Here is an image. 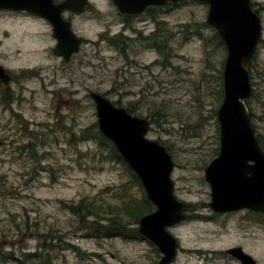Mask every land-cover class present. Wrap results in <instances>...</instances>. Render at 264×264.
Returning <instances> with one entry per match:
<instances>
[{
	"label": "rangeland",
	"instance_id": "374dc122",
	"mask_svg": "<svg viewBox=\"0 0 264 264\" xmlns=\"http://www.w3.org/2000/svg\"><path fill=\"white\" fill-rule=\"evenodd\" d=\"M90 3L79 18L65 16L85 40L68 62L53 54L56 42L47 23L10 16L0 21V62L17 73L10 85L14 100L4 112L0 108V264H158L161 254L145 238L101 232L119 201H139L141 192L109 148L79 140L97 124L91 93L148 120L146 138L165 147L174 163L176 196L207 212L205 168L220 147L219 72L227 55L206 24L208 7L185 0L151 7L124 23L111 0ZM130 26L154 37L162 52L152 40L144 51ZM120 34L134 41L125 56L110 41ZM252 65L253 94L245 107L264 145V49ZM80 200L102 211L99 222L72 214L68 206ZM217 225L191 219L168 228L181 247L203 253H180L174 264H211V249L238 244L264 264V229L243 230L234 220ZM216 257L212 264H236Z\"/></svg>",
	"mask_w": 264,
	"mask_h": 264
},
{
	"label": "water",
	"instance_id": "95a60500",
	"mask_svg": "<svg viewBox=\"0 0 264 264\" xmlns=\"http://www.w3.org/2000/svg\"><path fill=\"white\" fill-rule=\"evenodd\" d=\"M123 15H139L149 7H163L184 0H111ZM208 7L206 24L216 30L226 48L223 67V99L217 110L219 153L205 168V180L212 191L211 207L216 212L250 209L264 213V151L251 125L245 102L251 96L249 66L261 37V25L251 0H197ZM71 4L54 5L52 0H0V8L26 10L44 18L53 29L54 54L68 61L79 51L81 38L71 22L62 17ZM86 0H78L81 14ZM0 75L8 74L0 67ZM101 134L108 139L139 179L155 210L139 219L137 231L157 247L158 264H171L177 239L168 228L186 218L189 204L174 194L171 175L174 163L161 144L146 138L149 122L115 107L107 98L91 93ZM243 264H255L240 248L228 251Z\"/></svg>",
	"mask_w": 264,
	"mask_h": 264
},
{
	"label": "flooded vegetation",
	"instance_id": "af4514ba",
	"mask_svg": "<svg viewBox=\"0 0 264 264\" xmlns=\"http://www.w3.org/2000/svg\"><path fill=\"white\" fill-rule=\"evenodd\" d=\"M66 1H68V0H52L54 5H59V4H62L64 2H66ZM86 1H87V4L84 7L83 12L81 14H76L73 11H75V9H77L78 0H71V4L68 6V8L66 10H64V12L62 13V17L64 19H65V16H68L71 19L79 18L83 13H85L87 11V9H89L91 7L90 0H86ZM251 7H252L253 11L257 14V16L259 17L260 25H261V37H260V39L258 41L256 50H255V53H254L253 60H252V62L250 64V66H249L250 83H251V75H250V73H251L252 67H253L252 63L256 59V57L258 55V51L261 50V49H264V2H258V1H255V0H251ZM148 10H149V8H147L144 12H142L139 15H123V14H120L119 12L118 13L125 20L124 23H130V22H132L131 19H135L137 17L143 16L144 14H146V12ZM7 16H10V17H13V18H17V19H29V20H35L36 19V20H41V21L47 23L51 27L52 37L54 39L52 26L44 18H42V17H40L38 15L32 14V13L26 11V10H14V9L0 8V21L5 20ZM71 19L70 20L65 19V20H68V21L71 22L72 21ZM71 25H72V22H71ZM130 28L132 29L131 26H130ZM72 30H73V27H72ZM132 30L135 31L134 28ZM73 32H74V30H73ZM135 38L137 39V42H139L140 44H142V46H144V51H146L147 46L150 44L149 43L150 40L153 41L152 43L154 45V48H156L158 50V48L156 47V43L157 42L154 41L155 38L154 37L151 38L150 35L149 36L148 35L147 36L143 35V33H142V31L140 29L135 31ZM81 40L82 41H81L80 48H81V46L83 45V43L85 41L83 38H81ZM112 40L114 42H117V43H114V46L121 52V54L123 56L126 55V50H127V48H129V45L134 42L132 37H124L122 34L114 36L112 38ZM55 42H56V40H55ZM54 48H53V54H54ZM80 48H79V50H80ZM72 56H71V58H72ZM159 56H160V57H158L159 60H163L161 58L160 52H159ZM60 59H62V58H60ZM159 60L156 61V64L158 66L161 65V62ZM68 61H64V62H68ZM130 63L132 65L134 62H130ZM136 66H137V64L135 65V68H136ZM0 67H2L6 71L8 76H9V78H8L9 80H8V82H6V78H3L0 75V108L4 112L5 111V107L6 106L10 107V104L14 100L13 99L14 98L13 97V93H11L12 91H11L10 85L12 83H16V81H17V73L13 74L1 62H0ZM127 67L130 68V66H127ZM142 67L144 69H147L148 65L147 66H142ZM252 86L253 85L251 83V87ZM252 94H253V87H252V92H251L250 98L252 97ZM255 136H256V133H255ZM256 139H257L262 151H264V145H263L262 141L259 140L257 136H256ZM218 153H219V151L216 152L217 155H218ZM216 156L213 157V159L216 158ZM207 184L209 185V183H207ZM209 187H210V185H209ZM174 194H175V185H174ZM175 196H176V194H175ZM176 198L178 199L177 196H176ZM179 201H182V200H179ZM182 202H184V201H182ZM184 203H186V202H184ZM211 203H212V191H211V187H210V202L207 203V205L205 207H202L203 209H207V212L206 213H205V211L202 212V211L199 210L200 208H196L195 205L189 204L190 205L189 209L185 213L186 214V218L184 220H182L181 222H179L178 224H176L175 226H173V227H178L183 222L185 223V222L190 221L191 219H193L197 223H203V224H206V225H214V226H216L217 224H223V227H224V225L226 226L230 221L234 220L236 223H239V224L241 223V225L243 227L241 225H240V227L243 230H246L247 228L256 229L258 231H260L261 229H264V227H263L264 226V213L263 212L253 211V210H250V209H241V210L230 211V212H216L211 207ZM221 220H222V222H220ZM217 226H220V225H217ZM172 236H174V235H172ZM175 238L177 239L178 247H177V251H176V256H175V258H174V260H173V262L171 264H174V262L176 261L178 255L180 253H184L187 256H192L194 254H196L198 257L202 256V254H203V253H201L202 250H200L198 248H184V247H181V243H180L179 238L178 237H175ZM146 241H147V243L149 245H151L152 247L157 249V247L154 246V244L152 242H150L147 239H146ZM236 248H240L244 254H246L247 256L252 258V260L255 262V264H259V262L256 260L254 254L251 252V250L247 249L246 247H244L241 244L233 245V246L229 247L228 249H226L224 251H222V250L216 251L215 249L214 250L211 249V252H213V254L210 257H208L209 259L206 260V263H211L212 264L213 261L218 260L217 257H216V256H218V258L220 257L221 259L225 257L228 260H230V261H232V262H234L236 264H243L242 261L239 258H237L236 256H234V255H232V254H230L228 252V251H230L232 249H236ZM253 250H255V248H253ZM157 251H158V249H157ZM161 257H162V255L160 256V258Z\"/></svg>",
	"mask_w": 264,
	"mask_h": 264
},
{
	"label": "trees",
	"instance_id": "16d2710c",
	"mask_svg": "<svg viewBox=\"0 0 264 264\" xmlns=\"http://www.w3.org/2000/svg\"><path fill=\"white\" fill-rule=\"evenodd\" d=\"M193 1L198 2L197 0H193ZM214 34H215L214 39H216L218 43L222 47L225 48V45L223 41L219 38L216 30H214ZM110 41L113 44L117 43V42H114L112 39H110ZM156 47L158 48L160 52H162V49H160L157 43H156ZM162 48H163V45H162ZM163 50L165 51L166 56L170 55L169 53L170 49L168 47L163 48ZM219 75L222 76V71L219 72ZM222 98H223V90L220 91V97L218 99V103H221ZM79 140L94 141L102 149L109 148L112 159L115 161V163H117L118 165H121L129 173V176L131 178V183L136 185V187L141 192V197L139 201L133 198H127V199L120 200L118 206H116L118 207V210L116 211V213L114 211L110 212L113 215L111 218L106 219V221L109 223L106 226H103L100 228L101 232L105 236H108V237L118 236V237H123V238H134V239L143 240L144 238L141 235H139L135 227L132 228L131 231L127 230V225L136 226L141 217L151 213L154 210V206L148 200L139 179L131 171L127 163L122 159V157L116 151L112 143L101 134V132L98 129L97 124L93 125L92 127L86 130H83L79 136ZM68 208L72 212L73 215L79 218L81 222H84L86 219L90 217L94 218L93 222L95 221L99 222L97 220L100 214L102 213V211H99L96 207L93 206V204L88 203L86 200H80L77 205H71V206H68Z\"/></svg>",
	"mask_w": 264,
	"mask_h": 264
}]
</instances>
